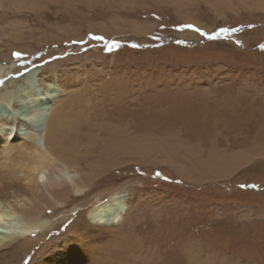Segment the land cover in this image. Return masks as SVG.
<instances>
[{
  "label": "rangeland",
  "instance_id": "374dc122",
  "mask_svg": "<svg viewBox=\"0 0 264 264\" xmlns=\"http://www.w3.org/2000/svg\"><path fill=\"white\" fill-rule=\"evenodd\" d=\"M0 12L1 78L18 61L16 79L55 64L78 90L65 107L77 160L106 169L113 138L115 166L95 185L133 197L117 264H264V0H21ZM89 206L58 215L40 248ZM15 246L5 264L38 250Z\"/></svg>",
  "mask_w": 264,
  "mask_h": 264
},
{
  "label": "bare ground",
  "instance_id": "6f19581e",
  "mask_svg": "<svg viewBox=\"0 0 264 264\" xmlns=\"http://www.w3.org/2000/svg\"><path fill=\"white\" fill-rule=\"evenodd\" d=\"M20 1L0 0V8H3L7 2L20 4ZM2 16L5 15H1L0 12V17L3 19ZM5 35V32L0 35V41ZM0 57L7 58L1 51ZM27 60L33 64L36 61V59ZM25 63L27 62L18 61L15 67L13 65L8 67L13 72L9 79L1 78L5 74L1 76L0 73V201L7 202L8 205L0 213V264H5V260L8 262L6 258L11 251L10 247L14 244L19 248L38 247L29 264H117L109 253L116 249L121 252L125 248L123 244L115 241H122L118 235L134 203L133 197L128 194L118 190L102 192L100 187L95 185L96 180L107 171L109 166H115L114 159L105 158L107 151L112 148L113 142L110 143L112 137L104 139L102 142L104 146L101 147L103 151L100 152V158L98 157L105 162L106 169L102 167L103 164L84 165L79 162L76 158L78 155H76L78 150H75L76 144L73 145L72 140L66 135L78 124L76 120L66 118L65 113L68 97L78 96V90L73 88L75 82L55 64H48L41 69L31 67L24 77L16 79L14 73H17ZM4 68L7 69L1 64L0 72ZM24 105L27 110L19 112V108ZM116 120L113 122L115 123ZM133 132L134 141L130 143L132 148H135L136 139L138 144L142 142L139 140L141 138L138 130L135 129ZM116 146L113 147L114 150ZM119 150L121 147L115 152ZM139 150L136 146V152L133 153L138 154ZM21 161L41 166L51 165L53 162L70 166L79 173L80 177L75 192L65 189L46 196L37 190L34 183L26 187L25 182H32L34 177L27 172H18L16 165ZM167 161L172 166V160L167 159ZM184 174L181 172L182 177ZM84 202L90 203V206L84 215L79 214L80 219L71 226L70 234L64 235L62 241L48 240L44 247L40 248V241L45 240L43 233H46L50 227L54 228L57 216L60 215L63 219L70 218L69 214L78 212V207ZM13 206L22 209L24 216H17ZM53 242L55 247L52 245ZM15 259L17 260V257Z\"/></svg>",
  "mask_w": 264,
  "mask_h": 264
},
{
  "label": "clouds",
  "instance_id": "9594fccd",
  "mask_svg": "<svg viewBox=\"0 0 264 264\" xmlns=\"http://www.w3.org/2000/svg\"><path fill=\"white\" fill-rule=\"evenodd\" d=\"M18 172H27L34 177L32 182H25V186L29 187L30 183L37 186V190L46 196H51L53 193L62 192L69 189L75 192L80 179L79 173L73 170L68 165H59L53 162L51 165H38L29 163L28 161H21L16 165ZM27 199V197H25ZM7 202L0 201V213L7 208ZM14 211L17 216H24L22 209L15 208ZM25 219H27L25 217Z\"/></svg>",
  "mask_w": 264,
  "mask_h": 264
},
{
  "label": "snow or ice",
  "instance_id": "6c2138e0",
  "mask_svg": "<svg viewBox=\"0 0 264 264\" xmlns=\"http://www.w3.org/2000/svg\"><path fill=\"white\" fill-rule=\"evenodd\" d=\"M187 27H192V26H187ZM193 31H197V32H199L200 30L199 29H195V28H193L192 29ZM225 32H227V29H220V31L219 32H217L215 35H208L206 38L207 39H209V40H212V39H216V38H218L219 37V35L221 34V33H225ZM200 35L201 36H205L206 34L205 33H203V32H200ZM95 39H102L101 37H94ZM176 43L177 44H181L182 43V41H176ZM115 47H118V45H116V44H114V43H106L105 44V48L107 49V50H111L112 48H115ZM131 47L132 48H137V47H139V45H137V44H132L131 45ZM261 47V50L262 51H264V45H261L260 46ZM14 55H19L18 53L17 54H14ZM156 175H157V177H159L160 176V173L159 172H157L156 173ZM243 187V186H242Z\"/></svg>",
  "mask_w": 264,
  "mask_h": 264
}]
</instances>
